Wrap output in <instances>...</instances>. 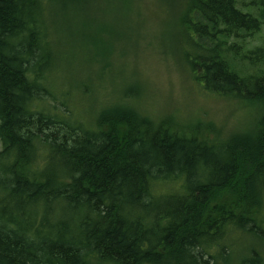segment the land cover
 I'll return each mask as SVG.
<instances>
[{
    "label": "trees",
    "instance_id": "trees-1",
    "mask_svg": "<svg viewBox=\"0 0 264 264\" xmlns=\"http://www.w3.org/2000/svg\"><path fill=\"white\" fill-rule=\"evenodd\" d=\"M48 1L0 0V264H231L227 240L261 223L264 0H188L179 19L199 90L254 108L221 141L140 112L127 88L73 110Z\"/></svg>",
    "mask_w": 264,
    "mask_h": 264
},
{
    "label": "rangeland",
    "instance_id": "rangeland-1",
    "mask_svg": "<svg viewBox=\"0 0 264 264\" xmlns=\"http://www.w3.org/2000/svg\"><path fill=\"white\" fill-rule=\"evenodd\" d=\"M60 1L46 3L45 27L55 53V91H67L71 106L81 97L85 102L87 91L100 100L127 88L137 93V110L152 118L170 115L179 123L174 126L179 132L188 133L195 126L205 131L211 125L219 130L221 141L237 134L234 130L244 124H253L254 108L240 100L206 95L189 77L191 46L179 19L189 15L190 1ZM263 40L264 27L250 43L258 45ZM242 72L252 69L242 64ZM92 100L84 107L88 111H92ZM73 110L81 111L76 105ZM260 203L259 227L235 232L226 242L231 264H264V198ZM250 258L255 260L241 262Z\"/></svg>",
    "mask_w": 264,
    "mask_h": 264
}]
</instances>
